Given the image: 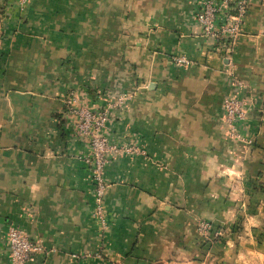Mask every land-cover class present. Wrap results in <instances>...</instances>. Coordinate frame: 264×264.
Returning a JSON list of instances; mask_svg holds the SVG:
<instances>
[{
	"label": "crops",
	"instance_id": "0c3cea01",
	"mask_svg": "<svg viewBox=\"0 0 264 264\" xmlns=\"http://www.w3.org/2000/svg\"><path fill=\"white\" fill-rule=\"evenodd\" d=\"M203 1L0 0V264L11 227L41 247L33 264H264V0L233 53L203 34ZM120 92L108 134L141 153L111 159L104 227L66 101ZM236 94L249 145L227 132Z\"/></svg>",
	"mask_w": 264,
	"mask_h": 264
},
{
	"label": "built area",
	"instance_id": "2783aa9c",
	"mask_svg": "<svg viewBox=\"0 0 264 264\" xmlns=\"http://www.w3.org/2000/svg\"><path fill=\"white\" fill-rule=\"evenodd\" d=\"M19 4H26L29 0H14ZM250 0H204L197 21L203 34L216 42L219 46L227 47V53H233L235 46L243 33L244 19L247 15ZM218 46V47H219ZM179 65H189L190 61L184 57H173ZM239 89L245 88L242 81L235 80ZM129 96L120 95L115 106L110 103L105 107L90 109L82 104L81 97L73 93L67 99L68 114L75 118L76 130L79 136L88 139V154L84 157L85 163L91 170L94 212L93 216L102 226L106 225L105 194L108 183L106 170L111 159L124 155L140 153V149L130 142H116L108 134V124L111 120L110 109L123 104ZM78 104V105H76ZM121 104V105H122ZM118 105V106H121ZM247 98L233 95L224 102L225 123L227 132L232 140L251 144L253 141L242 130V124L248 117ZM213 224L208 220H201L198 224L199 234L212 239ZM214 233V238L219 236ZM9 245V259L11 264H33L34 254L41 247L31 241L19 228L11 227L7 234Z\"/></svg>",
	"mask_w": 264,
	"mask_h": 264
},
{
	"label": "rangeland",
	"instance_id": "374dc122",
	"mask_svg": "<svg viewBox=\"0 0 264 264\" xmlns=\"http://www.w3.org/2000/svg\"><path fill=\"white\" fill-rule=\"evenodd\" d=\"M236 80V79H235ZM119 91V90H118ZM87 93V92H86ZM98 95H99V97L100 98H102L103 99V97L102 96H105L104 95V93H97ZM120 95H126V94H124L123 92H120V93H115V95L114 96H112L113 98L112 99H109L108 97H106V98H108V100H110V102H108L107 104H105L104 106H102V107H105V106H107L108 104H110V103H112L114 106H115V104L117 103V100H118V97L120 96ZM107 96V95H106ZM126 101V100H125ZM122 104V103H121ZM121 104H118V105H121ZM118 105H116V107H112L111 109H110V115H112L111 114V112H112V110H114V109H117L118 107L120 108V107H122L123 105H124V103L121 105V106H118ZM86 107H87V105H85ZM248 107H249V105H248ZM87 108H90L89 106L87 107ZM90 109H93V108H90ZM113 113V112H112ZM111 123V120H110V122H109V124ZM109 124H108V126H109ZM86 139V138H85ZM87 141H88V139H86ZM141 153V152H140ZM140 153H136L137 155L138 154H140ZM135 154V155H136ZM201 221V220H200ZM199 221V222H200ZM199 222H198V224H199ZM207 240H210V239H207Z\"/></svg>",
	"mask_w": 264,
	"mask_h": 264
},
{
	"label": "trees",
	"instance_id": "16d2710c",
	"mask_svg": "<svg viewBox=\"0 0 264 264\" xmlns=\"http://www.w3.org/2000/svg\"><path fill=\"white\" fill-rule=\"evenodd\" d=\"M217 229H218V228L216 227V225H214V226H213V231H212V237H213V238H214V236H213L214 233L218 231ZM202 238H203V237H202ZM216 238H217V237H216ZM203 239H204V238H203ZM204 241H206V240L204 239ZM207 243H208V242H205V244H207Z\"/></svg>",
	"mask_w": 264,
	"mask_h": 264
}]
</instances>
